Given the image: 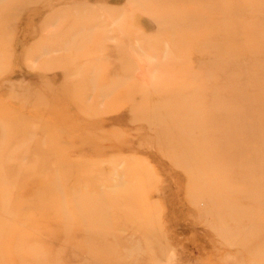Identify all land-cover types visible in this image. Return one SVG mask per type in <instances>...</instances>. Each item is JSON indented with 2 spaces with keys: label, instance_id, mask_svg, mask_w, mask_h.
<instances>
[{
  "label": "rangeland",
  "instance_id": "374dc122",
  "mask_svg": "<svg viewBox=\"0 0 264 264\" xmlns=\"http://www.w3.org/2000/svg\"><path fill=\"white\" fill-rule=\"evenodd\" d=\"M0 264H264V0H0Z\"/></svg>",
  "mask_w": 264,
  "mask_h": 264
},
{
  "label": "bare ground",
  "instance_id": "6f19581e",
  "mask_svg": "<svg viewBox=\"0 0 264 264\" xmlns=\"http://www.w3.org/2000/svg\"><path fill=\"white\" fill-rule=\"evenodd\" d=\"M253 144V143H252ZM251 144V151H253V145ZM243 145V147H242ZM240 148H249V144L247 143H229L228 145L227 144H224L220 147H216L214 149H212V146L209 145L206 147V152H205V158L208 159H215V160H218V161H221L224 154L229 152V151H232V152H238L240 150ZM249 157H251L252 155H248ZM245 156H242L240 158V160H243ZM204 159V160H206ZM248 160V159H246Z\"/></svg>",
  "mask_w": 264,
  "mask_h": 264
}]
</instances>
